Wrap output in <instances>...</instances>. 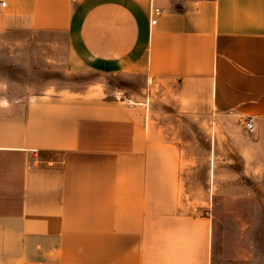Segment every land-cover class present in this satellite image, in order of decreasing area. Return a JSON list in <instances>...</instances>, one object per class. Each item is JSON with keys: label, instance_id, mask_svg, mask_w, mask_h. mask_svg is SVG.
Here are the masks:
<instances>
[{"label": "crops", "instance_id": "obj_1", "mask_svg": "<svg viewBox=\"0 0 264 264\" xmlns=\"http://www.w3.org/2000/svg\"><path fill=\"white\" fill-rule=\"evenodd\" d=\"M63 64L108 82L26 83ZM183 127L211 135L206 173L264 192V0H7L0 264H221L213 218L182 208ZM260 246L240 261L264 264Z\"/></svg>", "mask_w": 264, "mask_h": 264}, {"label": "rangeland", "instance_id": "obj_2", "mask_svg": "<svg viewBox=\"0 0 264 264\" xmlns=\"http://www.w3.org/2000/svg\"><path fill=\"white\" fill-rule=\"evenodd\" d=\"M42 66L39 65L40 68ZM47 67L29 73L26 83L38 91L83 93L94 85L107 84L109 79L91 71L72 72L64 64ZM136 101L130 104L139 103ZM178 129L176 138L183 157L178 177L182 208L196 216L209 213L213 218L217 236L214 252L221 264H246L240 261V253L253 251L254 245L260 246L259 242L260 248L264 247V192L258 187L262 180L242 175L235 179L226 177L223 181L212 173H206L214 160L211 135L193 127L192 144H185L184 139L189 138L190 132L187 130L186 133L184 127ZM233 183L238 185L234 187Z\"/></svg>", "mask_w": 264, "mask_h": 264}, {"label": "built area", "instance_id": "obj_3", "mask_svg": "<svg viewBox=\"0 0 264 264\" xmlns=\"http://www.w3.org/2000/svg\"><path fill=\"white\" fill-rule=\"evenodd\" d=\"M7 4V0H0V6L1 7H5ZM150 16H151V23L155 24L157 22V16L164 13L165 9H162L160 7L157 6H152L150 9ZM117 98H120L122 100H126L129 103H134V100L130 97H126L122 92H118ZM246 129L250 132L253 133L255 131V125L253 120L250 118V120L246 121Z\"/></svg>", "mask_w": 264, "mask_h": 264}]
</instances>
